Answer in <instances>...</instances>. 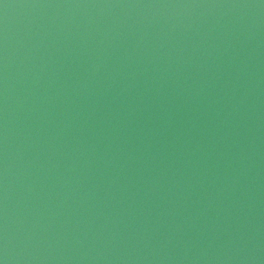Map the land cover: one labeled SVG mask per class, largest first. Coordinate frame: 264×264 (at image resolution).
Segmentation results:
<instances>
[{
  "label": "water",
  "instance_id": "95a60500",
  "mask_svg": "<svg viewBox=\"0 0 264 264\" xmlns=\"http://www.w3.org/2000/svg\"><path fill=\"white\" fill-rule=\"evenodd\" d=\"M0 264H264V0H0Z\"/></svg>",
  "mask_w": 264,
  "mask_h": 264
}]
</instances>
